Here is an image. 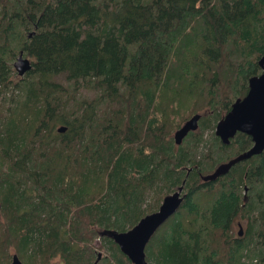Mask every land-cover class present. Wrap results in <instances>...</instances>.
Returning a JSON list of instances; mask_svg holds the SVG:
<instances>
[{"label": "trees", "instance_id": "trees-1", "mask_svg": "<svg viewBox=\"0 0 264 264\" xmlns=\"http://www.w3.org/2000/svg\"><path fill=\"white\" fill-rule=\"evenodd\" d=\"M20 50L31 68L13 80ZM263 54L264 0H0V264H93L96 238V264H133L100 231L183 180L148 264H264V150L202 179L252 144L214 128Z\"/></svg>", "mask_w": 264, "mask_h": 264}, {"label": "water", "instance_id": "water-1", "mask_svg": "<svg viewBox=\"0 0 264 264\" xmlns=\"http://www.w3.org/2000/svg\"><path fill=\"white\" fill-rule=\"evenodd\" d=\"M261 71L248 79L247 92L237 97L229 110L216 122L214 133L223 143H228L237 131L248 134L251 146L226 161L220 162L213 171L202 175L203 180H214L226 173L236 162L249 158L264 150V54L258 59ZM13 67L19 75H23L31 68V61L23 55L22 50L13 61ZM200 113H194L173 132L176 144L181 143L189 131L196 130ZM65 125H60L58 131H64ZM183 182L172 192L163 196L157 209L143 215L134 225L126 230L103 229L100 235L110 236L119 246L120 250L133 264H148L145 258V246L156 229L170 217L180 206L185 193ZM242 233L239 228V234ZM101 256L97 253L96 264ZM11 264H22L16 253L13 254ZM49 264H61L58 261Z\"/></svg>", "mask_w": 264, "mask_h": 264}, {"label": "rangeland", "instance_id": "rangeland-1", "mask_svg": "<svg viewBox=\"0 0 264 264\" xmlns=\"http://www.w3.org/2000/svg\"><path fill=\"white\" fill-rule=\"evenodd\" d=\"M14 68V67H13ZM14 71H13V74H12V79L13 80H15L17 77H18V73H17V71L15 70V68L13 69ZM61 77V76H60ZM61 81H63L64 83H66V81L63 79V80H61ZM78 91L80 92V93H82V94H84V95H87V96H92V95H94V91H92V90H90L89 88H86V87H84L83 85L78 89ZM5 94H7V95H9L10 94V91H6L5 92ZM212 130V129H211ZM174 132V131H173ZM209 129H207L206 131H205V136H207L208 134H209ZM172 135H173V133H172ZM158 196V195H157ZM156 196V197H157ZM155 197V198H156ZM161 200H162V198H161ZM155 201V199H154V197H153V193L152 192H149V195H148V197H147V202H149V203H153ZM161 202V201H160ZM159 202V203H160ZM159 206V205H158ZM158 208V207H157ZM245 220H241V219H238V220H235V223H234V225H233V230H234V232H236V231H238L239 230V228H241V230H242V232L244 231V229H245ZM94 245L96 246V250L97 251H101L102 252V254H104V253H106L105 251V249L101 246V241L99 240V239H95L94 240ZM54 261H58V260H54Z\"/></svg>", "mask_w": 264, "mask_h": 264}]
</instances>
